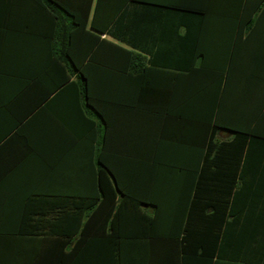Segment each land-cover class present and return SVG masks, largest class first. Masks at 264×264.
I'll use <instances>...</instances> for the list:
<instances>
[{
  "label": "crops",
  "instance_id": "0c3cea01",
  "mask_svg": "<svg viewBox=\"0 0 264 264\" xmlns=\"http://www.w3.org/2000/svg\"><path fill=\"white\" fill-rule=\"evenodd\" d=\"M45 17L28 0H0V225L8 231L0 235V264H179L173 239L124 235L110 242L111 192L105 185L103 198L97 184L95 123L77 103H40L56 80L54 74L47 83ZM141 55L161 69L145 78L121 75L107 90L119 99L99 105L101 154L152 217L149 196H164L172 208L178 203L167 192L188 189V175L201 172L211 104L191 102L187 58L175 44H153ZM217 93L216 141L230 140L228 130L236 129L264 136V10L235 44ZM251 173L264 176V169ZM245 188H253L252 178ZM172 216L165 211L160 220Z\"/></svg>",
  "mask_w": 264,
  "mask_h": 264
},
{
  "label": "trees",
  "instance_id": "16d2710c",
  "mask_svg": "<svg viewBox=\"0 0 264 264\" xmlns=\"http://www.w3.org/2000/svg\"><path fill=\"white\" fill-rule=\"evenodd\" d=\"M28 2L46 15L47 83L56 75L40 103L58 98L77 103L95 123L97 184L103 198L105 185L111 190L107 221L110 242L124 235L127 239L159 235L176 242L179 264H264V189H254L264 185V176L251 173L264 169V136L243 129L228 130L231 139L218 142L215 135L219 127L214 119L219 84L233 48L249 26L261 21L264 0ZM103 35L129 49L107 41ZM165 42L175 44L177 53L187 58L184 67L190 76L191 102L209 100L208 123L212 129L201 172L188 175V189L167 192L170 200L178 203L172 208L163 205L164 196L159 202L149 196L151 217L129 196L123 186L127 178L123 181L102 157L105 127L99 105L118 102V94L107 90L121 75L145 78L147 73L161 69L141 54L150 55L151 45ZM119 61H124V66H119ZM176 178L181 179V175ZM251 178L253 188L247 190L245 185ZM165 211H172L171 221L160 220ZM4 226L0 225V235L8 233Z\"/></svg>",
  "mask_w": 264,
  "mask_h": 264
}]
</instances>
